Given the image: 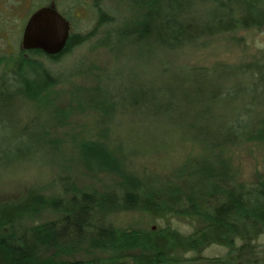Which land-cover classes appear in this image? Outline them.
I'll return each mask as SVG.
<instances>
[{"label": "trees", "instance_id": "16d2710c", "mask_svg": "<svg viewBox=\"0 0 264 264\" xmlns=\"http://www.w3.org/2000/svg\"><path fill=\"white\" fill-rule=\"evenodd\" d=\"M102 1L92 0L91 7L98 14L97 27L113 25L103 39L108 47L116 38H131L140 44L151 40L168 53L191 51L213 38L264 29V0H128L139 10L130 18L110 15L100 6ZM50 4L27 12L20 35L29 16ZM75 11L73 6L65 11L70 34L62 52L46 55L19 48L0 55V97L19 100L17 105L25 110L39 107L50 88L60 82L44 68L42 59L59 62L92 35L71 32ZM180 69L172 71L174 77L183 76L166 92V102L162 104L156 95L152 99L155 114L163 113L183 126L184 134L170 128L173 138L182 137L195 153L184 169L191 188H166L151 176L129 175L105 147L83 144L80 150L87 170L109 174L115 184L85 190L71 182L69 187L60 186L54 196L30 191L0 203V264H264V176L238 183L223 165L227 147L264 141V55L251 62ZM187 118L200 122L186 123ZM157 127L150 129L153 133H144L142 140L161 138L157 131L162 129ZM36 136L41 142L29 145L30 150L53 147L43 133ZM127 146L121 148L128 150ZM118 211H138L161 220L193 217L201 226L188 234L170 226L155 231L122 229L107 219ZM37 213L52 218L29 225ZM211 245L224 247L226 253L217 258L179 259L172 252H196ZM83 248L93 254L63 260Z\"/></svg>", "mask_w": 264, "mask_h": 264}, {"label": "rangeland", "instance_id": "374dc122", "mask_svg": "<svg viewBox=\"0 0 264 264\" xmlns=\"http://www.w3.org/2000/svg\"><path fill=\"white\" fill-rule=\"evenodd\" d=\"M44 2L0 0V55L21 48V20L32 7L46 3H53L64 17H67L65 11L75 7L71 32L81 35L92 32V35L62 61L42 59L44 68L51 70L60 82L50 88L39 107L33 105V109L25 110L26 107L17 105L19 100L14 102L8 95L0 97V203L19 199L30 191L54 196L60 186L69 187L71 182L85 190H103L114 185L116 181L111 175L95 174L85 167L80 149L87 143L105 147L129 175L151 176L163 187L189 190L192 183L184 169L188 158L195 153L187 142L180 140H184L182 137L173 138L170 128L177 127L182 134L184 128L179 121L170 122L163 113L155 114L152 96L156 95L162 104L166 102V92L175 88L183 76H172L177 67L183 72L187 66L210 67L261 59L264 29L213 38L191 51L168 53L151 40L140 44L131 38H116V43L108 47L103 39L113 25L96 26L98 14L91 7L92 0ZM100 6L118 18L139 14L128 0H103ZM175 63L179 65L173 67ZM101 101L106 104L101 106L98 104ZM198 122L186 120V123ZM156 126L162 129L157 131L162 137L143 141L144 133L149 134ZM37 133L54 142L51 143L54 148L30 150L29 145L41 142ZM128 142L133 145L129 147ZM124 144L128 150L121 148ZM16 151L19 154L11 153ZM223 158V165L238 183H252L264 176V141L229 146ZM50 218L48 213H37L28 224L36 225ZM107 219L122 229L155 231L170 226L184 234L201 226L198 218L161 220L138 211L113 212ZM83 249L62 258L78 259L93 254ZM172 252L179 259L217 258L226 249L211 245L196 252L182 249Z\"/></svg>", "mask_w": 264, "mask_h": 264}, {"label": "water", "instance_id": "95a60500", "mask_svg": "<svg viewBox=\"0 0 264 264\" xmlns=\"http://www.w3.org/2000/svg\"><path fill=\"white\" fill-rule=\"evenodd\" d=\"M69 34V22L51 3L40 7L29 16L22 31L21 48L56 55L63 51Z\"/></svg>", "mask_w": 264, "mask_h": 264}]
</instances>
